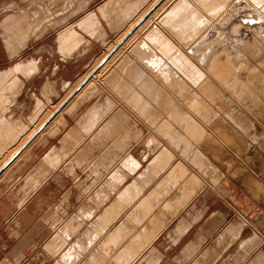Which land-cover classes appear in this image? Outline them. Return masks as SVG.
<instances>
[{
  "label": "crops",
  "instance_id": "obj_1",
  "mask_svg": "<svg viewBox=\"0 0 264 264\" xmlns=\"http://www.w3.org/2000/svg\"><path fill=\"white\" fill-rule=\"evenodd\" d=\"M178 1L76 0L47 55L0 71L17 78H0V264H264V162L203 175L162 89L181 84L185 105L184 51L163 29Z\"/></svg>",
  "mask_w": 264,
  "mask_h": 264
},
{
  "label": "rangeland",
  "instance_id": "obj_2",
  "mask_svg": "<svg viewBox=\"0 0 264 264\" xmlns=\"http://www.w3.org/2000/svg\"><path fill=\"white\" fill-rule=\"evenodd\" d=\"M183 1L184 6L178 4L180 0L176 2L177 12L174 10L176 4L169 6L168 12L172 16L169 26L184 27L185 37L192 34L197 38L194 39L195 45L188 47L174 39L167 32L168 28L163 27L184 51L182 74L173 80L183 81L185 96L194 97L197 102L206 105L208 113L204 111L199 115L186 105V101L184 105L180 98L182 95L178 92L181 84L177 86V90L172 88L168 91L165 85H162V89L168 91L172 101L181 110H185V115L194 120L208 138L207 141L209 140L200 142L185 133L188 140L191 139L189 144L194 148L193 152H200L215 168L217 176H241L238 174L255 170L264 162V16L248 0L231 1L215 19H210L197 5L213 15L217 7L213 1ZM75 2L76 0H0V71L7 66L13 67L18 61L31 58L34 52L35 55H47L44 50L47 48L49 32L65 23L63 16ZM204 2L207 3L202 4ZM184 17L186 19L183 26ZM11 20L17 21L20 31H27L21 44L18 43L20 38H16L14 33L17 24L7 30L6 25ZM208 21L209 25L202 32ZM260 25L262 37L255 31L256 26ZM5 40L11 45L10 51ZM35 45L41 47L33 48ZM214 59L220 61L219 67L230 72L225 79L213 74L211 64ZM236 82L237 90L233 86ZM247 82L248 95L244 94ZM150 136L153 137V134ZM224 136L231 137V143L226 142ZM180 149L179 147L177 151L180 152ZM209 181L213 183L211 179Z\"/></svg>",
  "mask_w": 264,
  "mask_h": 264
},
{
  "label": "bare ground",
  "instance_id": "obj_3",
  "mask_svg": "<svg viewBox=\"0 0 264 264\" xmlns=\"http://www.w3.org/2000/svg\"><path fill=\"white\" fill-rule=\"evenodd\" d=\"M211 1H213L214 3H216V5H217V7H216V13L215 14H213L212 15V13H209V12H207L205 9H203L202 8V6L201 5H199V4H197L198 5V7L202 10V11H204L206 14H208V17L210 18V19H215V18H217V16L220 14V12H222V10L226 7V6H228V4L231 2V1H233V0H211ZM263 8H264V5H263ZM170 11V10H169ZM263 16V15H262ZM252 19V18H251ZM250 22H253V21H250ZM11 25L12 26H14L15 24H17V22L16 21H13V20H11ZM258 24V23H257ZM256 24V25H257ZM259 24H260V22H259ZM262 24V23H261ZM209 25V21H208V23H207V25H206V27L202 30V32L207 28V26ZM167 28H168V30H167V32L174 38V39H176L178 42H182L181 44L182 45H187L188 47L189 46H191L193 43H194V41L195 40H193L192 39V34H190L188 37H185V35H184V32H183V29L181 28V27H178L177 25L176 26H167ZM14 29V28H13ZM17 30V29H16ZM261 30H262V26L260 25V26H256V28H255V31L256 32H258V36L259 37H262L263 35H262V33H261ZM17 32V31H16ZM201 32V33H202ZM187 36V35H186ZM216 36V35H215ZM218 37V36H217ZM217 37H215V39L217 38ZM242 37V36H241ZM197 37H195V39H196ZM193 40V42H192V40ZM189 40H191V41H189ZM188 41V42H187ZM159 43V42H158ZM167 45V44H166ZM192 49V48H191ZM139 50V49H138ZM189 50V49H188ZM207 52V51H206ZM142 54V53H141ZM151 57V56H150ZM204 57V59H205V56H203ZM204 59H202L201 61H202V63L204 62ZM218 60H220L219 58H218ZM217 59H214L213 61H212V64H211V69H212V72H213V74H215L216 75V77H218V78H223V79H225L226 78V76L230 73L228 70H226L225 68H222V67H219L218 65H219V62L220 61H218ZM223 61V60H222ZM168 73V72H167ZM255 73V72H254ZM258 75V74H257ZM257 75H256V77H257ZM254 76V75H253ZM0 78H3V80H8V82L10 83V86H9V89H10V91L11 90H14L15 88H16V86H17V78H16V74H15V70H10V72H8V73H4V74H2V73H0ZM92 78V77H91ZM97 79V78H96ZM217 79V78H216ZM90 80V79H89ZM89 80L83 85V87L89 82ZM92 80V79H91ZM168 80V79H167ZM223 81V80H222ZM135 82V81H134ZM90 83V82H89ZM169 83V82H168ZM172 83H173V81H172ZM175 83V82H174ZM209 83V82H208ZM240 83V82H239ZM88 85V84H87ZM169 86V85H168ZM174 86V85H173ZM233 86H234V89L235 90H237V87H238V82H236L235 84L233 83ZM154 87H156V86H154ZM158 87V86H157ZM248 87V82L247 83H245V85H244V89H245V92H244V94H246V95H248L247 93H246V91H247V88ZM5 89V87H0V89ZM96 88V87H95ZM149 88H150V86H149ZM8 89V90H9ZM155 89H157V88H155ZM159 89V88H158ZM16 91V90H15ZM84 91V90H83ZM88 91H89V89H88ZM161 91V90H160ZM164 91V90H163ZM2 92V91H1ZM152 92H155L154 90H152ZM157 92H158V90H157ZM167 93H168V91H167ZM166 94V93H165ZM216 94V93H215ZM157 96H159L158 94H157ZM183 96V95H182ZM206 96V95H205ZM209 96V95H208ZM153 97V96H152ZM170 97V96H169ZM2 99V98H1ZM154 99V98H153ZM185 101H186V105L189 107V108H191L194 112H196L197 114H203V112L204 111H208L207 110V108H206V105H204V104H201V103H199V102H197V100H196V98H194V97H186L185 98ZM168 102V101H167ZM137 103V102H136ZM162 103H163V101H162ZM166 104V103H165ZM162 106H163V104H162ZM222 106V105H221ZM69 107V106H68ZM138 107V106H137ZM141 107V106H140ZM188 107H187V110H188ZM161 109H163V108H161ZM224 109V108H223ZM165 110V109H164ZM167 110V109H166ZM165 110V111H166ZM158 111V110H157ZM170 113V112H169ZM190 113V112H189ZM208 113V112H207ZM206 113V114H207ZM155 115V114H154ZM167 115V114H166ZM170 115V114H169ZM192 116V115H191ZM163 117V116H162ZM167 117V116H166ZM182 117V116H181ZM59 119V118H58ZM149 119V118H148ZM168 119V118H167ZM157 119L155 118V121H156ZM209 121V120H208ZM153 122H154V120H153ZM152 122V123H153ZM172 122H173V120H172ZM151 123V125H153ZM158 123V122H157ZM171 123V122H170ZM197 123V122H196ZM39 124V123H38ZM41 125V124H40ZM154 125H156V124H154ZM182 125H183V128H184V132L186 133V134H189L188 136L189 137H191V139H198L200 142L201 141H207V139L208 138H206V136L204 135V133H203V131L200 129V127H198L196 124H195V122H194V120H192V118H190L188 115H185V113H184V116H183V119H182ZM157 126V125H156ZM175 128V127H174ZM155 129V128H154ZM156 130V129H155ZM154 130V131H155ZM156 131H159V128L156 130ZM171 131V130H170ZM172 131H173V129H172ZM171 131V132H172ZM168 132H169V130H168ZM164 133V132H163ZM159 135V134H158ZM169 135V134H168ZM176 135V134H175ZM161 136H162V134H161ZM170 137H171V134L169 135ZM173 136V135H172ZM163 137V136H162ZM175 137V136H174ZM152 138V137H151ZM155 138V137H154ZM165 138V137H164ZM173 138V137H172ZM172 138H171V140H172ZM224 140H226V142H230L231 143V141H232V138L231 137H229V136H224ZM190 139V140H191ZM190 140H188V138L187 137H185V139H182L181 140V142L184 144V145H188L189 144V142H190ZM152 141H155V140H153L152 139ZM168 141H170L169 139H168ZM209 141V140H208ZM207 141V142H208ZM150 142V141H149ZM158 142V141H157ZM171 142H173V141H171ZM170 142V143H171ZM169 143V142H168ZM154 144H155V142H154ZM156 145V144H155ZM186 148V147H185ZM168 150H170V149H168ZM163 152V151H162ZM166 152V151H165ZM195 152V151H194ZM170 153H171V151H170ZM161 156H159L161 159V161H162V155L163 154H160ZM165 155V154H164ZM166 155H167V152H166ZM169 156H170V154H169ZM169 156H167L168 157V159H169ZM166 157V158H167ZM194 157L195 158H197L196 159V161H197V163H198V165H199V167H200V172L203 174V175H205V176H210V177H213V179L216 181V180H219L220 179V175H216L215 173H216V171H215V168L213 169V167L211 166V164L209 163V162H207V160L200 154V152H195L194 153ZM158 158V157H157ZM157 158L155 159V160H157ZM164 158V157H163ZM166 158H165V160H166ZM179 158V157H178ZM167 159V160H168ZM171 159L172 158H170L169 159V161H171ZM164 159H163V161H165ZM166 160V161H167ZM158 161V160H157ZM154 163H155V161H153ZM160 162V161H159ZM159 162H158V164H159ZM177 162V161H176ZM165 162H163V164H164ZM191 163V162H190ZM169 164V163H168ZM152 165H154L155 166V164H153L152 163ZM156 165H157V162H156ZM159 165H161V164H159ZM154 166H150L151 168L152 167H154ZM164 166V165H163ZM197 166V165H196ZM161 167V166H160ZM159 167V168H160ZM165 167V166H164ZM156 167H154V168H152V169H155ZM158 168V167H157ZM156 168V169H157ZM163 168V167H162ZM167 168V167H166ZM161 169V168H160ZM160 169L158 170V171H160ZM165 168H163L162 170H164ZM155 172V171H154ZM153 172V173H154ZM157 172V171H156ZM155 172V173H156ZM185 173L187 174V170L185 169ZM194 173V172H193ZM219 173V172H218ZM197 174V173H196ZM188 175V174H187ZM176 177V176H175ZM187 178V177H186ZM201 179V178H200ZM175 181V180H174ZM192 181V180H191ZM173 182V181H172ZM177 181H175V183L173 182V186H175V185H177ZM185 184H186V182H184ZM193 182H191V185H193L192 184ZM179 184V183H178ZM188 187V186H187ZM180 188V187H179ZM200 189V188H199ZM189 190H192V188L190 187L189 188ZM129 193V192H128ZM125 194V193H124ZM133 196V195H132ZM131 197V196H130ZM182 197V196H181ZM184 198V197H183ZM154 199V198H153ZM157 200H159V199H157ZM129 201H132V198H130V200ZM140 206L143 208L142 210H143V212H144V214H147L149 211H151V208L149 207V206H147V202H146V200H144V202H141L140 203ZM153 206V205H152ZM139 215V214H138ZM150 216V215H149ZM133 219V218H132ZM138 218H137V216H136V220H137ZM157 220L159 221V219H157L156 217H154V219L152 218V220H151V223L152 222H156L157 223ZM159 222H161V221H159ZM163 222V221H162ZM137 227V226H136ZM146 229V228H145ZM155 229V228H154ZM154 232V231H153ZM133 233V232H132ZM151 233V232H150ZM149 233V234H150ZM157 234V233H156ZM145 235V234H144ZM150 236V235H149ZM113 237V236H112ZM145 236H143V238H144ZM152 237V236H151ZM148 238V237H147ZM116 239V238H115ZM121 239V238H120ZM107 243H109V242H107ZM111 243V242H110ZM142 247V246H141ZM145 247V246H144ZM136 253V252H135ZM134 256V255H133ZM132 256V257H133ZM119 261V260H118ZM117 261V262H118ZM122 264H123V262H122Z\"/></svg>",
  "mask_w": 264,
  "mask_h": 264
},
{
  "label": "water",
  "instance_id": "obj_4",
  "mask_svg": "<svg viewBox=\"0 0 264 264\" xmlns=\"http://www.w3.org/2000/svg\"><path fill=\"white\" fill-rule=\"evenodd\" d=\"M249 2H251L254 6H255V8H257L258 10H259V12L264 16V8H263V5H264V0H248ZM142 21V20H141ZM140 23V22H139ZM138 25V24H137ZM170 44V43H169ZM182 57H183V64H184V61H185V58H184V55H182ZM188 63H190L189 61H188ZM95 71H93L90 75H88L77 87H76V89L74 90V93L79 89V88H81L85 83H86V81L93 75V73H94ZM179 73H180V75L182 74V71H179ZM73 93V94H74ZM72 94V95H73Z\"/></svg>",
  "mask_w": 264,
  "mask_h": 264
}]
</instances>
